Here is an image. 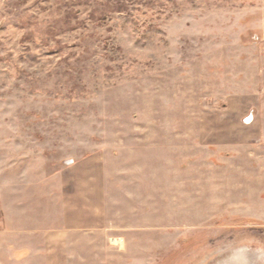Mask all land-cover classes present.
<instances>
[{"label": "rangeland", "instance_id": "rangeland-1", "mask_svg": "<svg viewBox=\"0 0 264 264\" xmlns=\"http://www.w3.org/2000/svg\"><path fill=\"white\" fill-rule=\"evenodd\" d=\"M221 263L264 264V0H0V264Z\"/></svg>", "mask_w": 264, "mask_h": 264}, {"label": "built area", "instance_id": "built-area-1", "mask_svg": "<svg viewBox=\"0 0 264 264\" xmlns=\"http://www.w3.org/2000/svg\"><path fill=\"white\" fill-rule=\"evenodd\" d=\"M251 118H252V117H247V120H246V123H247V124L251 123V121H252Z\"/></svg>", "mask_w": 264, "mask_h": 264}, {"label": "bare ground", "instance_id": "bare-ground-1", "mask_svg": "<svg viewBox=\"0 0 264 264\" xmlns=\"http://www.w3.org/2000/svg\"><path fill=\"white\" fill-rule=\"evenodd\" d=\"M244 249V248H243ZM242 250V249H241ZM250 252V251H249ZM258 254V253H257ZM252 258H254V259H258V256H252ZM261 260H262V258H261ZM258 262V261H257ZM260 262V261H259ZM220 263V262H219ZM254 263V262H253ZM222 264V263H221Z\"/></svg>", "mask_w": 264, "mask_h": 264}]
</instances>
